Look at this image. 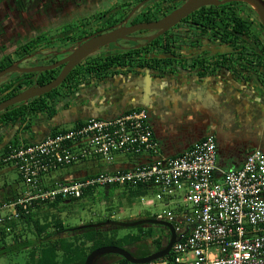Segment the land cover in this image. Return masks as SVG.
Masks as SVG:
<instances>
[{
    "label": "built area",
    "instance_id": "obj_1",
    "mask_svg": "<svg viewBox=\"0 0 264 264\" xmlns=\"http://www.w3.org/2000/svg\"><path fill=\"white\" fill-rule=\"evenodd\" d=\"M120 154H150L126 171L45 184L50 173L87 158L112 164ZM18 169L27 186L24 196L4 204L12 215L28 214L41 202L82 198L94 187L152 184L156 199L174 211L155 219L173 224L177 241L169 255L149 264H264V152L253 150L241 168L220 172L218 144L204 138L174 158L158 155V142L145 109H132L115 118H92L73 129L59 130L40 141L12 146L2 157ZM148 206L156 204L150 196ZM167 198L169 199L167 201ZM181 199V201L179 200ZM1 215V214H0Z\"/></svg>",
    "mask_w": 264,
    "mask_h": 264
},
{
    "label": "flooded vegetation",
    "instance_id": "obj_2",
    "mask_svg": "<svg viewBox=\"0 0 264 264\" xmlns=\"http://www.w3.org/2000/svg\"><path fill=\"white\" fill-rule=\"evenodd\" d=\"M104 1L106 8L104 12H99ZM112 1L0 0V56L9 55L14 50L13 52H20L21 55L11 65L21 62L19 66L23 69L49 66L67 57L85 38L121 26L134 28L141 23L160 20L186 2L119 0L121 3L110 7ZM53 32L54 35L51 34ZM156 33L157 31L138 30L120 40L118 45L111 44L101 48L80 65L91 66V71L94 68L101 69V66L107 68L90 73L86 81H107L124 76L135 80L138 70L145 71L144 81L148 76L179 72L184 77L196 78L214 77L216 74L236 76L247 83L255 76L256 71V76L264 84V27L255 11L246 3L231 2L202 7L146 44V38ZM58 53L61 55L57 56ZM57 69L61 71L62 66ZM41 73L45 72L8 74L0 79V88L10 81L18 83L23 79H32L33 86L39 85L37 74ZM118 78L116 81H119ZM97 93L101 94L102 99L111 96L106 89L98 90ZM115 93L118 96V92ZM72 94L68 93L60 100L59 105ZM7 95V90L0 92V100ZM115 98L118 102L119 98ZM63 106H58L57 110ZM145 111L154 129L150 112L147 109ZM115 112L120 114L118 110ZM122 112H127V109L124 108ZM91 115L89 119L108 117L103 112ZM17 126L18 129L24 127L20 124H6L0 126V132L7 127L18 132ZM53 131L51 127L47 134H52ZM7 138L9 143L0 153V167L5 165L2 161L7 152L5 150L18 140L17 135L12 137L10 134ZM260 146V150L264 152V142ZM11 191L7 185L0 186V200L10 198Z\"/></svg>",
    "mask_w": 264,
    "mask_h": 264
},
{
    "label": "crops",
    "instance_id": "obj_3",
    "mask_svg": "<svg viewBox=\"0 0 264 264\" xmlns=\"http://www.w3.org/2000/svg\"><path fill=\"white\" fill-rule=\"evenodd\" d=\"M137 72L135 80L124 76L117 77L119 81H116L117 78L85 81L60 104L64 106L58 109L55 116H39L29 128L18 129L17 126L18 132L10 127L0 132V147L9 143L7 137L10 134L12 137L17 135L18 140L23 142L40 141L50 134H47L49 128L59 129L68 123L77 126L95 112H103L104 116H108L106 119H112L121 115L124 108L127 111L142 108L150 112L159 157H177L207 136H214L218 144V181H222L221 171L241 168L248 154L262 148L264 84L256 76V71L247 83L236 76L216 74L214 77L196 78L184 77L179 72L148 76L144 81L145 71ZM101 89H106L111 96L102 99L97 93ZM115 91L118 96H115ZM115 97L119 98L118 102ZM150 156L120 154L112 164L102 162V167L110 172L126 171L147 162L152 158ZM89 165L88 162H81L71 173L55 172L57 180L72 181L88 176L94 172Z\"/></svg>",
    "mask_w": 264,
    "mask_h": 264
},
{
    "label": "trees",
    "instance_id": "obj_4",
    "mask_svg": "<svg viewBox=\"0 0 264 264\" xmlns=\"http://www.w3.org/2000/svg\"><path fill=\"white\" fill-rule=\"evenodd\" d=\"M17 55H21V53L19 52ZM13 61L14 60L10 57L7 58L6 61H1L0 70L10 66ZM86 63H88V61ZM90 67L91 66H86L84 64L78 66L75 71L68 76L61 87L30 101L28 104L13 106V108H8L0 113V126L6 124H20L29 128L32 122L39 116H55L58 113L57 105L60 103L61 99L65 98L68 93H73L76 88L90 77V73L98 72V70L101 72L102 69L104 70L107 68L101 66V69L94 68L95 70L93 69V71H91L92 69L90 70ZM82 70L86 72L82 73ZM59 72L60 69H55L37 74L39 85L49 83L59 75ZM33 84L34 82L32 79H23L18 83L10 81L4 84V86L0 88V92L4 93V91L7 90L8 95L3 97L0 102L32 87ZM57 131L59 130L55 129L52 134H55ZM20 143L21 141L17 140L13 146H17ZM24 143L29 144V142ZM9 148L10 147H8L5 152L8 151ZM97 160L98 161H93L92 164L95 167L98 166L96 172L99 173L103 170V163L100 159L97 158ZM83 162H86V159ZM92 173L88 176H91ZM51 175L50 173V176ZM119 187H124L126 190L125 195H129L130 197L150 196V194L157 192V189L152 184H141L135 187L112 185L106 187V190ZM92 192H94V188L88 189L84 196L79 199L34 204L30 207V212L28 214L20 212L18 217L12 214L6 217L0 215V257L26 254L24 264H85L87 257L93 251L105 246L124 248L136 258L148 257L166 247L168 238L170 237V231L161 226L149 224L136 227L109 225L107 222L111 221V219L113 221L114 219L113 214H111L110 217L105 220H99L98 222L91 221L80 227H69L64 223V219L54 212L55 208H58V205L83 200L92 194ZM17 193V190L11 191L10 198L6 196L7 199L0 200V208H2L4 204L8 205L12 201L17 200L19 198L16 197ZM168 200L167 198V201ZM170 207L173 209L176 208L173 205ZM143 218L155 219V216L143 217L140 215L125 221L135 222ZM93 223L103 224L99 227L89 226ZM156 228L165 230V233L167 232L166 235H164L165 233L158 234L155 231ZM120 230H127V232L120 235ZM95 264L131 263L117 254H105L98 257Z\"/></svg>",
    "mask_w": 264,
    "mask_h": 264
},
{
    "label": "water",
    "instance_id": "obj_5",
    "mask_svg": "<svg viewBox=\"0 0 264 264\" xmlns=\"http://www.w3.org/2000/svg\"><path fill=\"white\" fill-rule=\"evenodd\" d=\"M231 2H243L249 5L259 17L263 27H264V0H186V2L181 5L179 8L172 11L170 14L165 16L164 18L150 22V23H141L138 24L134 28L127 27H118L106 33H98L94 34L88 38H85L79 45L70 52V54L59 62L49 65V66H41V67H33L28 69H23L19 66L21 62L15 63L3 70L0 71V79L4 78L8 74L15 72H47L51 70H55L62 66V70L59 75L44 85H34L29 87L28 89L20 92L19 94L9 98L0 103V113L4 112L6 109L18 106L20 104H28L31 100L42 97L48 93H51L53 90L60 87L63 82L67 79V77L73 72V70L79 66L83 61L87 58L98 53L101 48L108 47L111 44H119L120 40L126 39L129 34L138 31V30H149V31H157L155 35H152L146 38L147 43L149 44L153 40L157 39L160 35L167 32L172 27L176 26L180 23L184 18L197 11L198 9L206 6H219L226 3ZM145 44V45H146ZM65 52H62L64 54ZM61 55V53L56 54ZM31 142V141H30ZM6 143L5 145H7ZM4 146L0 147V150L3 149ZM103 223H93L89 226L99 227ZM109 225L121 226V227H136L143 224L149 225H157L164 227L170 231V237L168 238V244L166 247L160 251L153 253L152 255L145 258H136L124 248H120L117 246H105L96 249L93 251L86 259L85 264H95L98 257L105 254H117L121 257H124L131 264H149L153 261H156L160 258H163L169 255L173 245L181 240L184 235L188 233L187 231L177 236L175 228L172 223L168 221H162L158 219H148L143 218L135 222H126V221H109L107 222Z\"/></svg>",
    "mask_w": 264,
    "mask_h": 264
},
{
    "label": "rangeland",
    "instance_id": "obj_6",
    "mask_svg": "<svg viewBox=\"0 0 264 264\" xmlns=\"http://www.w3.org/2000/svg\"><path fill=\"white\" fill-rule=\"evenodd\" d=\"M118 3H121V1L113 0L112 2H110L109 6L112 7ZM105 8L106 3L104 1L103 5L100 7L99 12H104ZM51 34L54 35L55 33L53 32ZM63 46L66 45L64 44ZM13 51H10L9 55L0 56V62L6 61L9 57L13 60H16L20 55H17V52ZM74 127V123H68L61 125L58 130H69L73 129ZM23 144L25 143L22 142L18 144V146ZM93 161L98 160L95 158L86 159V162L90 163L89 166H92V169H94L92 175H96L98 172H96L95 170H98V168L97 166H93ZM100 161L102 162L101 159ZM79 164L81 165V162L77 161L74 164L64 168V171H62V169H59L58 171H56V173H71L70 171L76 170V168L80 166ZM84 167L90 169L87 165H85ZM56 173H51L52 175L45 181L46 185L50 186L54 181H57L58 177L56 176ZM3 185H7L8 189L12 191L17 190L18 193L16 197H22L27 192V186L21 178L20 172L13 165H1L0 186ZM125 192L126 190L124 189V187L106 190V187L104 186H97L94 187V192H92V194H90L87 198L75 201L74 203L60 204L58 205V208H55L54 212L62 217L64 219V223H66V225H68L69 227H80L85 223L91 221L98 222L99 220H105L109 218L111 214H113V221H125L140 215L143 217H154L156 215H165L166 213L174 211L172 207L164 206V202H160L159 200H157L155 193L150 194V197L156 199V204L153 206H148L146 204V199H148V197H130L129 195H125ZM179 200L181 201V199ZM11 213L12 209L8 207L1 211V216L6 217L11 215ZM155 231L158 234L165 233V230L160 228H156ZM126 232L127 230L119 231L120 235H123ZM166 233L164 235H166ZM25 255L26 254H18L16 256L12 255L7 257H0V264H24L26 259Z\"/></svg>",
    "mask_w": 264,
    "mask_h": 264
}]
</instances>
